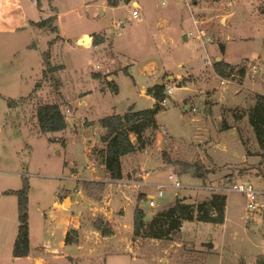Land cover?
Returning <instances> with one entry per match:
<instances>
[{
  "label": "rangeland",
  "instance_id": "obj_1",
  "mask_svg": "<svg viewBox=\"0 0 264 264\" xmlns=\"http://www.w3.org/2000/svg\"><path fill=\"white\" fill-rule=\"evenodd\" d=\"M185 2L0 0V264H256L264 254V211L250 212L240 192L222 194L227 196L223 224L199 221L193 211L192 220L180 221L183 230L161 219L155 226L161 237L151 235L153 217L177 198L197 206L214 195L199 188L205 182L218 185L232 178L264 190V159L248 116L264 96V0H189L190 7ZM50 15L57 16V33L31 23ZM196 16L204 20L199 26ZM198 28L206 31L202 39L188 35ZM84 35L91 41L79 44ZM94 35L104 41L93 44ZM53 39L51 62L66 66L59 72L60 88L44 82L30 96ZM218 58L246 65V75L221 83L213 69ZM106 74L118 84L117 93L102 81ZM156 84L172 86L173 93L148 132L153 143L124 157L126 175L113 181L98 158L104 147L100 131L85 122L153 108L156 100L147 92ZM9 100L17 105L9 107ZM44 102L64 103L66 130L41 131L36 113ZM180 161L212 172L201 178L196 171H181ZM142 167L152 173L146 184L135 186L130 182L141 179ZM25 174L30 252L14 257L18 197L5 191L22 188ZM176 181L184 188L157 196L156 184ZM151 195L156 207L149 204ZM258 202L264 203V194ZM137 206L150 217L134 236ZM101 219L113 229L110 235L95 227ZM71 229L79 236L68 244Z\"/></svg>",
  "mask_w": 264,
  "mask_h": 264
},
{
  "label": "trees",
  "instance_id": "obj_2",
  "mask_svg": "<svg viewBox=\"0 0 264 264\" xmlns=\"http://www.w3.org/2000/svg\"><path fill=\"white\" fill-rule=\"evenodd\" d=\"M120 0H108L109 5L117 6ZM129 2V0H125ZM40 6V1H38ZM53 10L55 7H51ZM57 16L50 15L40 21H32L31 23L39 27L45 32L57 33L58 27L56 25ZM93 44H99L104 41L102 35L93 36ZM56 39L49 42V48L44 52L42 79L37 81L32 93L33 95L43 87L44 82H52L59 90L61 81L59 72L66 68L63 64H54L51 62V47L55 44ZM221 50H225L224 43L220 44ZM213 69L215 73L221 77L231 78L235 75L244 77L246 75L247 66L232 65L225 60L215 61ZM101 74H95V78H100ZM105 84L111 87L112 91L118 92V84L115 80L102 79ZM179 85H183L182 81ZM166 85L156 84L148 89V94L152 95L156 100V105L153 108L133 110L129 109L124 114L113 113L99 120H87V126H96L100 133V142L104 144L99 151L98 158L101 160L105 174L112 180H120L125 177V169L123 166V158L129 154L142 152L153 141L148 136V132L156 126V115L161 110V102L165 98ZM18 100H9V107L17 105ZM64 103H41L37 107L36 118L38 120L39 128L43 133H58L66 130L68 126V117L63 110ZM249 121L254 128L259 146L262 150L261 156L264 159V96L258 97L255 105L250 109ZM225 128H228L227 126ZM135 135V139L131 135ZM97 158V159H98ZM162 160L164 163H170L165 158ZM178 165V162H175ZM174 164V165H175ZM181 171L195 172L196 176L205 179V173L212 172V169L205 171V169H193L188 162L180 161ZM29 189L30 182L27 176L24 179L23 186L20 189H8L6 194L16 195L18 197V210H19V229L14 243L13 255L14 257H24L30 252V227H29ZM145 194H142L144 196ZM175 202L168 205L165 210L160 211L150 222L151 235L153 237H161V232L155 229L156 224L161 222V219H170L176 228H179L180 221L192 220L189 216L190 212H197V219L204 222H212L223 224L226 217V200L227 196L222 194H214L206 197L197 206L187 203H181L182 199L177 198ZM147 213L142 208L137 206L135 208L134 217V236L140 235L143 227L148 221L145 219ZM160 219V220H159ZM103 220L94 221L95 227L104 235H110L113 229L108 225V222L103 224ZM79 231L71 229L66 235L65 242L71 244L78 240ZM256 264H264V254H260L256 259Z\"/></svg>",
  "mask_w": 264,
  "mask_h": 264
},
{
  "label": "built area",
  "instance_id": "obj_3",
  "mask_svg": "<svg viewBox=\"0 0 264 264\" xmlns=\"http://www.w3.org/2000/svg\"><path fill=\"white\" fill-rule=\"evenodd\" d=\"M185 5L190 7L191 4L189 0H186ZM132 15L134 18H139L140 17V12L138 10V6L133 10ZM194 23L199 26V24L202 23V21L195 19ZM189 36H196L197 38H203L206 35V31L204 28H198L196 35L193 32H190L188 34ZM99 67V66H97ZM251 71L256 73L258 70V66L256 64H253L251 66ZM228 78L223 77L221 83H224L225 81H230ZM173 93V87L172 86H167L165 90V98L162 100L161 105L165 106L166 105V100L167 96H170ZM195 110V108H194ZM69 112V109H68ZM84 121V120H83ZM159 132L161 134H166V129L163 125H159ZM147 151V150H145ZM93 164L88 165L89 168H92ZM152 171L145 170L144 174L141 176L140 180H132L130 183L135 185V186H141L143 184H146V178L149 174H151ZM27 174H25L26 176ZM80 179L83 180H90L88 178L82 177ZM92 180V179H91ZM121 180V179H120ZM114 181V180H113ZM119 181V180H117ZM158 191H157V196L162 197L164 195V190L167 188H175V189H181L184 188V186L179 182L176 181L175 183H158L156 184ZM200 189L204 191L211 192L213 194H228L231 192H240L243 193L246 196L247 199V208L249 209L250 212H261L264 211V203H259L258 198L260 195L264 194V190H259L256 189L251 183H238V182H233L232 178H230L228 181H224L219 183L218 185H213L205 182L202 186L199 187ZM156 196L152 195L149 196V204L151 207H156V202H155ZM263 222H264V217H263ZM180 230L184 229V226L181 225L179 227Z\"/></svg>",
  "mask_w": 264,
  "mask_h": 264
},
{
  "label": "crops",
  "instance_id": "obj_4",
  "mask_svg": "<svg viewBox=\"0 0 264 264\" xmlns=\"http://www.w3.org/2000/svg\"><path fill=\"white\" fill-rule=\"evenodd\" d=\"M36 3H37V2H36ZM196 4H197V3H196ZM180 5H181V4H180ZM137 6H138V3L136 2V3H135V7H134V9H135ZM134 9H133V10H134ZM138 10H139V7H138ZM132 12H133V11H132ZM133 18H134V17H133ZM135 19H137V18H135ZM195 19L200 20V21H204L203 19H201V18H199V17H197V16L195 17ZM195 19H194V20H195ZM38 21H39V20H38ZM86 36H87V35H84L83 37H86ZM103 37H104V36H103ZM184 37L186 38L187 35L184 34ZM104 38H105V37H104ZM91 39H92V38H91ZM224 45H225V44H224ZM226 62H227V61H226ZM214 72H215V71H214ZM104 75H105V74H104ZM107 75H108V74H106V76H107ZM181 77H182V76H181ZM106 78H107V80H109V79H108V76H107ZM106 78H105V79H106ZM169 78H173V77H172V76H169ZM173 79H174V78H173ZM145 91H146L145 89H142V92L145 93ZM186 108H187V107H186ZM133 155H134V154H132V155L129 154V155L125 156V158H126V157H129V156H133ZM125 158H123V166H124V169H125V162H124V159H125ZM153 163H154V162H153ZM150 164H152V163L150 162ZM144 169H147V168H145V167L143 168V167H142V168L140 169L139 173H141L142 171H144ZM149 170H150V169H149ZM140 176H142V175H140ZM151 196H152V195H151Z\"/></svg>",
  "mask_w": 264,
  "mask_h": 264
},
{
  "label": "water",
  "instance_id": "obj_5",
  "mask_svg": "<svg viewBox=\"0 0 264 264\" xmlns=\"http://www.w3.org/2000/svg\"><path fill=\"white\" fill-rule=\"evenodd\" d=\"M88 39L91 41V37H89V36L82 37L81 39L78 40V42H79V44H82L84 42H87ZM220 60H221V58H218L217 59V61H220ZM149 217H150V214H147L146 217H145V219H147ZM210 246H212V244H210Z\"/></svg>",
  "mask_w": 264,
  "mask_h": 264
}]
</instances>
